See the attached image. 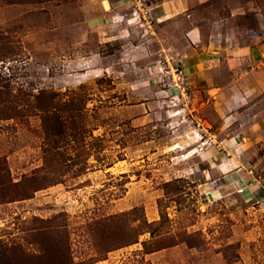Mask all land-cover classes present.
<instances>
[{"label": "rangeland", "instance_id": "1", "mask_svg": "<svg viewBox=\"0 0 264 264\" xmlns=\"http://www.w3.org/2000/svg\"><path fill=\"white\" fill-rule=\"evenodd\" d=\"M109 1L0 0V264H264V0Z\"/></svg>", "mask_w": 264, "mask_h": 264}, {"label": "crops", "instance_id": "2", "mask_svg": "<svg viewBox=\"0 0 264 264\" xmlns=\"http://www.w3.org/2000/svg\"><path fill=\"white\" fill-rule=\"evenodd\" d=\"M104 1H109V0H104ZM115 1H117V4L120 7H125L126 1H128V0H115ZM151 2H152V5L154 6L153 7V13L156 14L161 21L167 20V19H169L171 17H174V16H176L178 14H181V13L187 11V7H188V0H151ZM102 3H103V0H102ZM114 3L116 4V2H114ZM108 4H109V7L105 6L106 4H104V9H105L104 11H106V12L110 11L112 9V4L113 3H111L109 1ZM120 14H121V12L119 13V15ZM187 35L189 36L190 40H192L193 42L198 43V42L201 41V34H200V31H199V29L197 27L189 29V31L187 32ZM211 47L212 46L209 45L210 49H208V53L207 54L205 52H201L199 54V56H202L203 54L204 55L206 54L208 59L210 58V60L211 59L212 60H219V57L218 58L214 57V55L216 53H212L211 52ZM215 49L216 48H214V51H215ZM249 49H247L245 47H240V50L236 52V55H238V54H240L242 52L243 53L249 52L250 53L249 56H253V58L260 57L259 53L257 52L258 51L257 47H255V48L253 47V48H249ZM253 58L249 57V59H253ZM201 59H203V58L201 57ZM196 65L198 67L200 65V63H198ZM254 71H255L254 68H252V69L250 68V69H247V72H246L248 76L246 77L245 84L247 83L246 85H247V88H249V89H253L254 88V87H250V86H254V81H255L254 80L255 78H253L254 74H255ZM197 73L198 74L201 73L200 68H198ZM203 74L204 75L201 76L199 79H205L207 81L206 83L211 84V75L213 74V72H211V73H209V72L206 73L205 72ZM240 79L241 78H238V79L236 78L234 80L236 82V81H238ZM247 79H249V80H247ZM235 82H232L230 84H233V85L235 84L236 85ZM255 84H257V86L259 85V83H257V82H255ZM230 88H233V87H230ZM233 90H234V88H233ZM249 91H251V90H249ZM249 95H251V92H249V93L248 92L247 93H245V92L244 93L243 92L240 93L239 92V94L238 93H233L230 98H225L224 101L221 98V100L223 102L221 103V101H219V104H220L219 109H221V111L226 115V114H228V112L233 111V109H235L237 106H239V105L241 106V105H244L245 103H247L248 102V98L250 97ZM222 165L223 166H229L230 164H229V162H225ZM238 174L240 175V178H239L238 175L237 176L235 175V177H237L235 179L236 180L235 182H237L238 184H242V182L247 184L248 180L253 178V176H251L249 173L244 172L241 169L238 170ZM243 191H245V190H243ZM262 193L263 192H261V194ZM247 195L250 198L256 197V195L254 194V192L252 190H249V193H247Z\"/></svg>", "mask_w": 264, "mask_h": 264}]
</instances>
